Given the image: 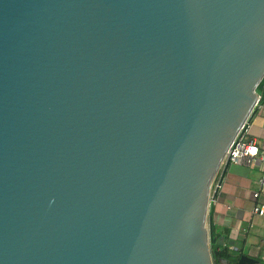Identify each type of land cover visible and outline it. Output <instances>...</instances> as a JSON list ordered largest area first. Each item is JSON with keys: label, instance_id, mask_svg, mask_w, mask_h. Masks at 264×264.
Here are the masks:
<instances>
[{"label": "water", "instance_id": "1", "mask_svg": "<svg viewBox=\"0 0 264 264\" xmlns=\"http://www.w3.org/2000/svg\"><path fill=\"white\" fill-rule=\"evenodd\" d=\"M263 77L264 0H0V264H215Z\"/></svg>", "mask_w": 264, "mask_h": 264}, {"label": "crops", "instance_id": "2", "mask_svg": "<svg viewBox=\"0 0 264 264\" xmlns=\"http://www.w3.org/2000/svg\"><path fill=\"white\" fill-rule=\"evenodd\" d=\"M257 92L260 104L249 119L247 136L264 151V82ZM222 170L223 166L220 174ZM262 178L264 170L260 163L252 166L230 163L208 215V226L218 235L220 244H226L233 256L249 254L260 264H264V215L255 214L253 208L258 201L254 192L260 189Z\"/></svg>", "mask_w": 264, "mask_h": 264}, {"label": "built area", "instance_id": "3", "mask_svg": "<svg viewBox=\"0 0 264 264\" xmlns=\"http://www.w3.org/2000/svg\"><path fill=\"white\" fill-rule=\"evenodd\" d=\"M260 99L261 96L259 95L254 110L259 106ZM248 128L249 119L240 128L234 140L229 145L224 157L223 164L227 159H230V163L245 166H252L255 163H260L262 170H264V151L260 150V147L253 139L248 138ZM218 187L220 186H218V183H216L214 188L211 190V195L215 192ZM254 197L258 201L253 208V212L258 215H264V178L260 179V189L254 192ZM224 246L227 245L224 244ZM230 248L234 250L238 249L236 246H230Z\"/></svg>", "mask_w": 264, "mask_h": 264}, {"label": "trees", "instance_id": "4", "mask_svg": "<svg viewBox=\"0 0 264 264\" xmlns=\"http://www.w3.org/2000/svg\"><path fill=\"white\" fill-rule=\"evenodd\" d=\"M263 82H264V77L261 80L260 84L258 85L257 91L261 88ZM210 246H211V253H212L213 261L215 264H223L222 263L223 259H231L233 264H235V262L239 258L240 254L234 257L233 253L230 251L228 246H224V244L219 243V237L214 232H213Z\"/></svg>", "mask_w": 264, "mask_h": 264}, {"label": "rangeland", "instance_id": "5", "mask_svg": "<svg viewBox=\"0 0 264 264\" xmlns=\"http://www.w3.org/2000/svg\"><path fill=\"white\" fill-rule=\"evenodd\" d=\"M219 175H220V169H219V172L216 174V176L214 177V179L211 182V190L214 188L215 184L217 183ZM207 226H208V220H207ZM235 256H237V254Z\"/></svg>", "mask_w": 264, "mask_h": 264}]
</instances>
